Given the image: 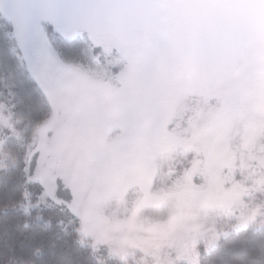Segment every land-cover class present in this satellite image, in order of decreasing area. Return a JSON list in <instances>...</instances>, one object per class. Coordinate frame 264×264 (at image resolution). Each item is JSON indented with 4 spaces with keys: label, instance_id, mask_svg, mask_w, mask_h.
<instances>
[{
    "label": "rangeland",
    "instance_id": "rangeland-1",
    "mask_svg": "<svg viewBox=\"0 0 264 264\" xmlns=\"http://www.w3.org/2000/svg\"><path fill=\"white\" fill-rule=\"evenodd\" d=\"M0 19L49 107L26 181L81 243L198 264L228 233L264 230V0H0ZM52 35L87 60L64 61ZM19 133L0 102V164Z\"/></svg>",
    "mask_w": 264,
    "mask_h": 264
},
{
    "label": "trees",
    "instance_id": "trees-1",
    "mask_svg": "<svg viewBox=\"0 0 264 264\" xmlns=\"http://www.w3.org/2000/svg\"><path fill=\"white\" fill-rule=\"evenodd\" d=\"M56 37L50 40L64 61L87 60L81 39L63 42ZM0 102L8 106L20 131L1 148L6 158L0 164V264H126L101 247L94 250L81 243L77 220L63 206L36 203L40 188L26 181L23 159L29 134L46 119L49 107L2 19ZM25 194L32 205L24 207ZM198 264H264V230L248 227L228 233L212 249L200 252Z\"/></svg>",
    "mask_w": 264,
    "mask_h": 264
}]
</instances>
